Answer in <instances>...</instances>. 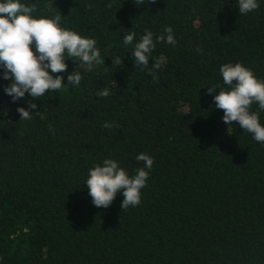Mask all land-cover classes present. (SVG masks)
I'll return each instance as SVG.
<instances>
[{
    "label": "trees",
    "instance_id": "1",
    "mask_svg": "<svg viewBox=\"0 0 264 264\" xmlns=\"http://www.w3.org/2000/svg\"><path fill=\"white\" fill-rule=\"evenodd\" d=\"M20 2L33 18L60 15L101 56L89 68L65 51L66 72L49 73L67 84L74 70L80 84L38 97L29 120L16 109L32 98L12 102L0 68V264H264V145L213 100L231 87L224 64L264 81V0L247 14L238 0ZM166 27L175 46L156 43L149 68L136 66L145 30L155 42ZM250 112L264 126L258 103ZM140 153L154 160L140 204L122 210L118 193L94 206L89 170L113 159L132 176Z\"/></svg>",
    "mask_w": 264,
    "mask_h": 264
},
{
    "label": "clouds",
    "instance_id": "2",
    "mask_svg": "<svg viewBox=\"0 0 264 264\" xmlns=\"http://www.w3.org/2000/svg\"><path fill=\"white\" fill-rule=\"evenodd\" d=\"M146 2L155 4L157 0H136V5ZM238 4L240 14H247L258 7L257 0H238ZM35 10V5L27 6L20 0H0V68L3 69V79L10 81L3 91L12 102L24 98L26 94L32 98L25 101L27 109H16L20 120L31 119L34 113L32 110L38 107L34 101L47 91L54 92L65 85L80 84L82 77L74 70L68 74L67 84L63 83L61 75L54 77L49 73V69L53 74L66 72L65 51L68 56L79 58L89 68L101 56L94 39L83 38L73 31L62 29L59 26L60 15L54 19L33 18L32 13ZM164 33L157 36L154 42L153 33L145 30L132 52L136 66L149 68V60L156 43L166 42L175 46L176 39L172 28L166 27ZM134 37L135 33L129 32L123 38L124 44H132ZM197 51L202 52V49L198 47ZM121 63L122 60L116 61L117 65ZM160 67L161 62L157 60L151 63L149 70H158ZM220 73L224 84L231 86L230 90L219 91L213 96L215 107L223 110L222 122L228 126L233 121L238 122L243 131L251 133L255 141L264 145V126L261 125L258 113L250 112V106L254 102L264 110V81L258 80L251 70L239 63L222 65ZM215 89L217 87H207L206 94H212ZM109 94L108 89L97 92L100 97H107ZM113 126L107 122L104 125L106 128ZM49 131L54 132L51 125ZM136 159L142 161L144 166L138 168L132 176L113 159H105L102 166L96 165L89 170L84 184L94 206L108 208L118 193L123 196L122 210L140 204L141 189L146 186L154 160L145 153L138 154Z\"/></svg>",
    "mask_w": 264,
    "mask_h": 264
}]
</instances>
